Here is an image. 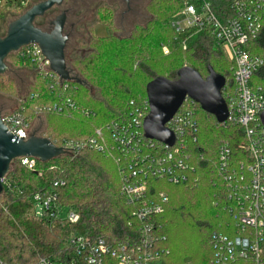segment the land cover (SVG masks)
I'll list each match as a JSON object with an SVG mask.
<instances>
[{
    "label": "trees",
    "instance_id": "trees-1",
    "mask_svg": "<svg viewBox=\"0 0 264 264\" xmlns=\"http://www.w3.org/2000/svg\"><path fill=\"white\" fill-rule=\"evenodd\" d=\"M213 2V11L220 12L222 4ZM149 3L146 10L150 20L139 26L141 32L147 34V39L143 35L135 38L132 35L135 29L129 36L117 38L113 33L114 22L109 17L101 22V17L97 16L100 12L98 7L93 13L95 20L83 29L86 40L76 39L73 45L76 48L68 55L65 50L70 72L81 75L91 84L87 76H93L97 80L95 86L84 87L76 82H66L65 90L63 85L49 89L50 81L38 77L31 66L16 58L19 67L32 71L33 81L39 90L20 98L16 110L22 108L29 126L37 119L45 122L40 136L48 138L56 147H62L66 142L85 141L95 129L123 118L130 101L137 105L145 104V87L150 81L160 77L174 81L178 70L184 66L194 69L203 79L211 68L225 78L222 97L230 92L234 80L232 65L224 61L215 42L205 33L188 38L185 34L176 35L169 27L171 16L179 12L187 1L151 0ZM1 8L0 21L4 15H11ZM40 23L41 19H38L35 26L40 28ZM98 23L107 30L105 37L93 35L92 27ZM149 38L153 42L161 38L163 46L168 47V54L162 53L160 57L146 46ZM80 41L87 48H83ZM183 43L186 50H182ZM249 46L252 55L264 54V32ZM252 84L264 89V67L253 75ZM96 87L102 95L104 91L108 94L97 97ZM60 99H70L76 106L92 111L94 118L75 113L64 117L36 111ZM200 108L196 105L198 142L192 147L198 157L202 156V160L194 163L199 171V187L192 190L150 182L151 191L166 193L169 198L164 213L157 218V228L161 236L166 237L165 245L170 251L164 264H184L188 259L192 264H209L212 255L210 236L213 232H222L224 224L229 222L220 207L213 205L216 188L212 185L215 177L211 174V166L220 143L229 142L234 148L239 139L235 129L220 128L214 117ZM106 165L111 170L106 169ZM10 168L3 179L4 190L0 196V259L4 263L35 264L40 257H65L68 240L73 234L87 238L102 237L110 244L132 236L133 229L128 226L132 220V206L127 205L119 194L120 182L115 165L102 154L85 149L76 155L66 154L47 163L37 161L35 172L22 167L19 159L13 161ZM55 182H64V186L54 187ZM165 186L174 187L178 192L177 198L184 195L186 198L174 199L175 196L163 189ZM36 194L43 198L56 196L53 218L42 221L26 218L25 215L33 208V196ZM69 211L78 214L76 224L67 222L65 214Z\"/></svg>",
    "mask_w": 264,
    "mask_h": 264
},
{
    "label": "built area",
    "instance_id": "built-area-1",
    "mask_svg": "<svg viewBox=\"0 0 264 264\" xmlns=\"http://www.w3.org/2000/svg\"><path fill=\"white\" fill-rule=\"evenodd\" d=\"M187 4L169 21L176 35L205 33L223 52L232 65L233 87L225 94L227 119L218 126L236 130L239 143H220L212 162L211 174L215 177V207L229 218L222 232H213L209 239V264H264V89L252 84L253 75L264 67V54L252 55L249 43L264 32V0H185ZM222 10L213 11L214 2ZM189 34V35H188ZM168 54V47L162 46ZM182 50L186 45L182 44ZM16 58L33 68L38 77L50 81L49 89L65 81L51 72L49 63L36 45L21 47ZM226 86V82H225ZM224 86V88H225ZM222 89V92L224 90ZM180 107L165 127L172 133V145L145 137L143 122L148 115L145 104L130 101L123 118L95 129L85 141L66 142V154L76 155L82 150L102 154L115 165L120 187L119 194L132 206L128 226L133 234L125 241L110 244L102 237L71 236L65 257H40L35 264H164L170 251L166 237L157 228V218L168 203L166 193H157L150 182H163L170 186L195 189L199 187V171L194 163L202 160L192 147L198 142L196 103L189 99ZM183 102V103H184ZM20 103V100L19 102ZM183 106V104H182ZM58 116L79 114L94 118L95 113L82 109L70 99L42 109ZM1 122L15 137L25 139L32 130L22 108L1 113ZM20 165L35 172L37 160L18 158ZM3 182V181H2ZM64 186L55 182L54 187ZM56 196H33L31 218L36 221L53 218ZM69 224H76L79 216L73 211L65 214ZM0 264H6L0 259Z\"/></svg>",
    "mask_w": 264,
    "mask_h": 264
},
{
    "label": "water",
    "instance_id": "water-1",
    "mask_svg": "<svg viewBox=\"0 0 264 264\" xmlns=\"http://www.w3.org/2000/svg\"><path fill=\"white\" fill-rule=\"evenodd\" d=\"M65 0H44L30 6L5 27V35L0 36V76L7 71L5 59L21 47L36 45L49 63L52 73L61 81H81L72 76L66 65L65 49L68 37L63 35L65 15L62 13L51 22L50 32L42 31L35 26V21L42 18L54 6ZM225 78L208 68V75L203 79L194 69L184 66L177 72V79L169 81L156 78L145 87L148 115L143 122L145 137L172 145L174 138L165 125L182 107L185 99H189L201 107V111L214 117L217 124L227 119V107L222 97ZM264 124V114L261 115ZM66 152L56 147L48 138L32 132L27 138L13 136L1 122L0 112V196L4 190L3 179L9 173L10 165L18 158L30 157L40 163H47Z\"/></svg>",
    "mask_w": 264,
    "mask_h": 264
},
{
    "label": "rangeland",
    "instance_id": "rangeland-1",
    "mask_svg": "<svg viewBox=\"0 0 264 264\" xmlns=\"http://www.w3.org/2000/svg\"><path fill=\"white\" fill-rule=\"evenodd\" d=\"M36 2H37V0H0V6H2L1 9L4 10L5 12L9 11L11 13V15H8V14L4 15L3 20L0 21V36L3 37L5 35V27H6L7 19H8V21L13 20L16 17V15H18V14L20 15V14L24 13V11L26 9H28L30 6H32ZM14 4H15L16 7H11V6H14ZM98 7H100L99 8L100 12H98L99 14L97 16L101 17V19H102V20L100 19L101 22L102 21L105 22L107 20V17H109V19H111L114 22V28H113L114 31H113V33L116 35L117 38L127 37V36H129L132 33V29H135V31L132 34L135 38L137 36H139V35L140 36L143 35L145 37V39H147V34H143V32H141V29H139L140 28L139 26H144L150 20V14H149V12H147L146 7H145V14L146 15H145L144 20H138L136 25H134L135 28H132L133 26L132 27H127L124 31L120 30V28L118 27L117 21L115 23V19L113 17L114 16L113 9H109L103 4H100ZM96 9L93 12H90V14H88V15H90V17L88 19H86L85 21L82 20V22H81L82 25H83V22L87 23V24H91L93 22V20H95V16L96 15L93 14V13H95ZM176 13H178V11H176L171 16V18ZM96 19H98V18L96 17ZM98 24L99 25L96 24V25H93V27H92V31H93L94 27L96 28L94 30V32H93V35L95 36L97 34V36H99L100 38L101 37H105L107 35L106 28L101 23H98ZM79 28L80 29H78L77 31L82 30L81 25H80ZM84 34H85V32H84ZM79 39L82 40V41H85L86 40V35L83 36V37L81 36ZM82 41H80L79 43H81ZM147 42H148V44L146 46H148L150 49H153V51L156 52L160 57L163 56L164 53L162 52V48H163L162 46H163L164 41H162L161 38L160 39H155L154 42H153V40H150V38H149L147 40ZM81 45H82V43H81ZM82 47L83 48H87V47H84L83 45H82ZM74 48H76V46ZM74 48H73L72 43H70L65 49L66 50V55H68L69 52L71 50H73ZM221 54L223 56L224 61H227L222 51H221ZM110 56H112V54H110ZM110 56H108V57H109L110 60H112L113 58L110 57ZM5 64H6V67H7V71L5 72L4 75L0 76V112L4 113V114L10 113V112L16 110L18 102H19V99L22 98L23 96L27 95L29 92L38 93V91H39L37 89V87H36L37 86L36 82L33 81V73H32V71L27 70V69H22L21 67H19V65L17 64V61H16L15 53H11L9 56H7V58L5 59ZM70 68L71 67L69 65V69ZM71 74H72V76H74L75 78H77L78 80L81 81V83L78 84L80 86L89 87V86H95V84H96L97 80L93 76L92 77L87 76V78L94 85H92L88 81H87L88 82L87 83L85 81V79L83 77H81V75L80 76L76 75V74H74L73 71H72ZM95 91L97 92V97H99V94H100L101 97L106 96L108 94V92L104 91V94L102 95L101 92H100V89L98 87H96ZM142 91H143V88H142ZM44 125H45V122L41 119L32 127V129H33L32 131H34V132L36 131L35 133H37V135L42 134L43 133V129H44ZM105 167H106V169L111 170L109 165H106ZM173 188L174 187L165 186L163 189L169 195L171 194V195L175 196L174 199H176L177 198L176 196H177L178 192L175 189H173ZM185 198H186V195L178 197L176 200L185 199ZM25 216L29 220L33 219V218H31L32 217L31 216V211H29V213H27ZM184 264H192V262L189 261V259H188V260H186L184 262Z\"/></svg>",
    "mask_w": 264,
    "mask_h": 264
},
{
    "label": "flooded vegetation",
    "instance_id": "flooded-vegetation-1",
    "mask_svg": "<svg viewBox=\"0 0 264 264\" xmlns=\"http://www.w3.org/2000/svg\"><path fill=\"white\" fill-rule=\"evenodd\" d=\"M44 1L38 0L35 4ZM151 0H65L59 6H54L50 11L45 13L41 19L40 28L45 32H50L53 28L51 22L54 21L62 13L65 15L63 35L68 37L66 47L74 41L84 36L83 29L87 23L83 22L90 17L100 4L105 5L109 9H113L115 23L117 21L120 30L124 31L127 27L136 25L138 20H144L145 7ZM34 5V4H33ZM54 9V10H53ZM55 12V13H54ZM36 19V21L38 20ZM35 21V22H36ZM8 21L6 24H8ZM146 22V21H145ZM144 23V22H143ZM82 27V30L77 31Z\"/></svg>",
    "mask_w": 264,
    "mask_h": 264
},
{
    "label": "crops",
    "instance_id": "crops-1",
    "mask_svg": "<svg viewBox=\"0 0 264 264\" xmlns=\"http://www.w3.org/2000/svg\"><path fill=\"white\" fill-rule=\"evenodd\" d=\"M97 25H99V24H97ZM95 29H96V28L94 27L93 32H94ZM94 34H95V33H94ZM95 36H97V34H96ZM97 37H99V36H97ZM39 120H41V119H37V120H35L31 127H33V126H34ZM31 131H32V130H31ZM32 132H34V131H32ZM35 132H36V131H35Z\"/></svg>",
    "mask_w": 264,
    "mask_h": 264
}]
</instances>
